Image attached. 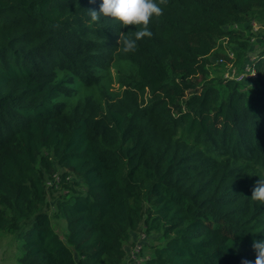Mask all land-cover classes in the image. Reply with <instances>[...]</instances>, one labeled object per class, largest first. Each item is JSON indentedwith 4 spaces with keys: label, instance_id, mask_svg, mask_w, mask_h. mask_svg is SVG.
Instances as JSON below:
<instances>
[{
    "label": "trees",
    "instance_id": "trees-1",
    "mask_svg": "<svg viewBox=\"0 0 264 264\" xmlns=\"http://www.w3.org/2000/svg\"><path fill=\"white\" fill-rule=\"evenodd\" d=\"M101 2L0 0V232L20 242L19 264H123L137 233L146 250L159 235L140 264H254L252 243L264 240V204L251 200L264 171V47L247 56L243 36L264 28V0H168L151 38L128 54L118 36L137 29L92 22L87 11ZM224 39L238 46L235 73L249 65L256 78L198 92ZM116 54L136 65L131 86L149 91L145 114L132 93L104 115L78 94L76 81L93 89ZM58 185L63 234L48 211Z\"/></svg>",
    "mask_w": 264,
    "mask_h": 264
},
{
    "label": "rangeland",
    "instance_id": "rangeland-1",
    "mask_svg": "<svg viewBox=\"0 0 264 264\" xmlns=\"http://www.w3.org/2000/svg\"><path fill=\"white\" fill-rule=\"evenodd\" d=\"M252 27L253 30L251 33L249 34V32H245L243 36L246 39L248 38L250 50L247 51L246 55L249 56L252 54L251 57L256 56L260 48L264 47V28L254 23L252 24ZM136 29L139 30L138 28ZM234 50H238V46L235 43H230L227 39H224L223 42H218L217 47L214 49L213 54L211 55L210 62L206 66V69L208 70L207 76L205 78H196L195 82L198 86V92H200L201 88L206 84L215 86L216 89H219L221 93L225 91V83L228 82V79L232 78V73H234L236 70H239L238 62H236V65L238 66H235L236 59H234ZM218 55L227 56V58H224L225 65L222 67H220L221 64H219L220 58ZM244 62L245 61H243V63ZM136 78V65L133 64L130 59L121 60L116 54V56L107 64V66L104 68H99L96 72V79L94 80L95 86L93 89H87L85 84L79 80L76 81L75 86L78 89V94L80 92L86 97H91L86 106L89 108H98L100 112H102L101 115L105 114V104L119 105L120 102L126 100L125 95L129 93L134 94L136 103L145 114L144 110L146 109V105L149 103L150 95L148 90L141 92L131 86ZM240 88L247 91L249 86L244 85L243 87L240 85ZM83 103H85V100ZM167 133L168 131L164 130L162 133H158V135H165ZM214 165H218V163H214ZM257 169L258 171L263 172L262 179H264V171L262 168L258 167ZM52 184H54L53 181H49L46 184L48 189ZM64 193V189L58 185L56 188L54 187L52 190H49L48 194V202L51 204V210L48 211L51 215V219L53 220V225L61 234L64 233L65 226L61 219L60 212L57 211L54 206L55 198L59 196L61 197ZM140 235L141 233L133 234L134 239L132 238V241L124 243L125 247L130 249L128 250L127 259L123 264H130L128 263L130 253L134 251V246L139 241ZM149 235L150 241L147 250L146 246H143V249L139 255L142 260H145L151 256L150 247L155 244L156 239H159L158 234L151 233ZM145 241L146 238L144 242ZM19 244L20 242L15 240L12 234L0 232V264H19L18 259L21 255ZM156 244L160 245L161 241H157ZM132 256L133 259L136 258V255Z\"/></svg>",
    "mask_w": 264,
    "mask_h": 264
},
{
    "label": "clouds",
    "instance_id": "clouds-1",
    "mask_svg": "<svg viewBox=\"0 0 264 264\" xmlns=\"http://www.w3.org/2000/svg\"><path fill=\"white\" fill-rule=\"evenodd\" d=\"M94 2V0H93ZM168 0H102L99 11L88 10L92 22H99L101 17L113 19L121 28L129 26L138 28L133 33L134 38L120 33L117 40L119 50L128 54L137 48V41L153 35L149 29L153 18L163 15L162 5H167ZM251 200L264 204V179L260 178L251 190ZM255 252L254 264H264V240H255L252 243Z\"/></svg>",
    "mask_w": 264,
    "mask_h": 264
},
{
    "label": "built area",
    "instance_id": "built-area-1",
    "mask_svg": "<svg viewBox=\"0 0 264 264\" xmlns=\"http://www.w3.org/2000/svg\"><path fill=\"white\" fill-rule=\"evenodd\" d=\"M231 77H233L236 81H243L244 79H255L256 78V74H255L254 70L252 69V67H250L249 65H246L244 67L243 71L240 74H236L234 72V73H232ZM145 238L146 237H145L144 234L140 235L139 241L134 246V248H135L134 251H132V253H130V257L128 259V263H130V264H140V263H142L144 261V260H142L140 258L139 255H140L141 250L143 249ZM136 249H137V251H136ZM132 255H136L137 259L136 258L133 259ZM139 259H141V260H139Z\"/></svg>",
    "mask_w": 264,
    "mask_h": 264
},
{
    "label": "crops",
    "instance_id": "crops-1",
    "mask_svg": "<svg viewBox=\"0 0 264 264\" xmlns=\"http://www.w3.org/2000/svg\"><path fill=\"white\" fill-rule=\"evenodd\" d=\"M134 239V237H132Z\"/></svg>",
    "mask_w": 264,
    "mask_h": 264
}]
</instances>
